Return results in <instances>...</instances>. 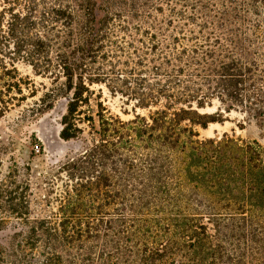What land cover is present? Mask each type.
<instances>
[{
	"label": "trees",
	"instance_id": "1",
	"mask_svg": "<svg viewBox=\"0 0 264 264\" xmlns=\"http://www.w3.org/2000/svg\"><path fill=\"white\" fill-rule=\"evenodd\" d=\"M19 63L67 101L61 138L91 143L47 178L50 209L0 179V264H264V147L199 130L264 129V0H0V116L37 95Z\"/></svg>",
	"mask_w": 264,
	"mask_h": 264
},
{
	"label": "rangeland",
	"instance_id": "2",
	"mask_svg": "<svg viewBox=\"0 0 264 264\" xmlns=\"http://www.w3.org/2000/svg\"><path fill=\"white\" fill-rule=\"evenodd\" d=\"M18 68L24 77H30L34 81L38 92L36 96H32L26 89L27 99L15 101L16 105L0 116V179L5 178L14 168H18L19 178L29 180L32 186L33 208L50 209L41 202L49 187L47 181L51 180L47 178L54 179L63 162L88 148L91 136L86 131L78 138H61V122L67 101L59 98L49 107L45 106L40 98L46 91L45 87L50 86V80L35 75L32 68L24 63H19ZM102 100L112 113L119 114L123 119L133 117V104H127L120 95H111L106 87H103ZM126 110L129 113H126ZM217 110L218 106L215 104L201 111L215 113ZM199 130L202 137H221L228 133L248 141L258 140L264 147V129L236 111L224 112L223 120ZM53 183L60 184V180ZM9 223L0 224V239L7 238L13 232V224Z\"/></svg>",
	"mask_w": 264,
	"mask_h": 264
}]
</instances>
